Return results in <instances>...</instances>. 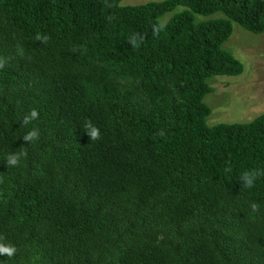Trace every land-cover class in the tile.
<instances>
[{
    "label": "trees",
    "instance_id": "16d2710c",
    "mask_svg": "<svg viewBox=\"0 0 264 264\" xmlns=\"http://www.w3.org/2000/svg\"><path fill=\"white\" fill-rule=\"evenodd\" d=\"M121 2L0 0V261L264 264V114L209 126L204 101L244 72L223 46L264 33V0Z\"/></svg>",
    "mask_w": 264,
    "mask_h": 264
},
{
    "label": "rangeland",
    "instance_id": "374dc122",
    "mask_svg": "<svg viewBox=\"0 0 264 264\" xmlns=\"http://www.w3.org/2000/svg\"><path fill=\"white\" fill-rule=\"evenodd\" d=\"M162 0H122L121 6H138ZM185 10L179 7L167 13L162 24L169 22L176 14ZM225 18L221 13L206 17L195 15L196 22ZM233 24V34L223 48L232 53L244 65L239 76H216L208 83L212 92L205 97L211 108L207 119L209 126L219 124L250 123L264 114V33L254 34L237 23Z\"/></svg>",
    "mask_w": 264,
    "mask_h": 264
},
{
    "label": "clouds",
    "instance_id": "9594fccd",
    "mask_svg": "<svg viewBox=\"0 0 264 264\" xmlns=\"http://www.w3.org/2000/svg\"><path fill=\"white\" fill-rule=\"evenodd\" d=\"M44 39L47 40V37L45 36ZM139 39H141L139 34H133L131 37V42L134 44L138 43ZM2 67H3V62H0V68ZM38 115H39L38 110L33 108L30 114L25 116L23 119L25 122H27L36 119ZM84 127L91 139H96L100 136L99 128L91 124V122H87ZM38 139H39V130L35 128L27 132V134L23 136V140L26 141L27 143L33 142ZM26 156H27L26 151L9 153L6 158V163L7 165L18 166L22 162V159ZM256 179H257V172L254 170H246L241 174L240 177V180L243 182V184L249 188L254 185ZM251 207L253 210H255L257 208V204L253 203ZM15 251H16L15 246L0 242V255L6 254L7 256L11 257L13 256ZM0 264H3V262L0 261Z\"/></svg>",
    "mask_w": 264,
    "mask_h": 264
}]
</instances>
